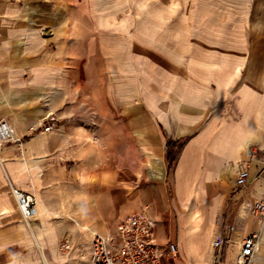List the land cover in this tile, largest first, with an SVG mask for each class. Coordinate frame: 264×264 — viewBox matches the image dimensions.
Returning a JSON list of instances; mask_svg holds the SVG:
<instances>
[{
	"label": "crops",
	"instance_id": "obj_1",
	"mask_svg": "<svg viewBox=\"0 0 264 264\" xmlns=\"http://www.w3.org/2000/svg\"><path fill=\"white\" fill-rule=\"evenodd\" d=\"M252 17L249 0H0V120L14 130L0 264H90L92 235L137 214L161 252L175 244L163 264H235L253 234L250 264H264V54L251 57L264 43L249 38L264 12ZM11 189L35 199L33 218Z\"/></svg>",
	"mask_w": 264,
	"mask_h": 264
},
{
	"label": "built area",
	"instance_id": "obj_2",
	"mask_svg": "<svg viewBox=\"0 0 264 264\" xmlns=\"http://www.w3.org/2000/svg\"><path fill=\"white\" fill-rule=\"evenodd\" d=\"M43 131L52 129V121L47 118L39 123ZM35 130L34 126L30 128ZM14 138V130L6 121L0 120V146L11 142ZM248 171L240 170L235 178V186L243 188L247 185ZM11 194L16 200L20 214L24 220H29L37 214L35 199L28 194L11 189ZM254 210L264 218V202L255 203ZM232 230V227H230ZM220 242L217 240L213 246L217 248ZM257 237L253 234L242 241V246L237 254L235 264H250L254 253L257 251ZM63 249L68 248V242H64ZM88 254L90 264H163V258L172 259L177 255L174 243H168L166 252H161L153 242V230L142 214L132 215L120 221L113 232L107 235L93 234ZM213 264H221L218 261Z\"/></svg>",
	"mask_w": 264,
	"mask_h": 264
},
{
	"label": "rangeland",
	"instance_id": "obj_3",
	"mask_svg": "<svg viewBox=\"0 0 264 264\" xmlns=\"http://www.w3.org/2000/svg\"><path fill=\"white\" fill-rule=\"evenodd\" d=\"M250 1V12L252 14V22L253 27L254 26H261L260 24V16L262 15V12H264V0H249ZM254 29V28H253ZM250 42H252V46H262L261 43H264V35L259 34H253L252 36H249ZM248 52L245 53V57H247ZM251 57L255 58L258 57V55L261 56V54H264V51L262 50H256L251 52ZM168 264H171L170 261H168Z\"/></svg>",
	"mask_w": 264,
	"mask_h": 264
},
{
	"label": "trees",
	"instance_id": "obj_4",
	"mask_svg": "<svg viewBox=\"0 0 264 264\" xmlns=\"http://www.w3.org/2000/svg\"><path fill=\"white\" fill-rule=\"evenodd\" d=\"M179 145H180L179 143L175 144V143H171V142H168L165 145L167 164H168L169 167L172 165V162L174 160L175 149H177L179 147Z\"/></svg>",
	"mask_w": 264,
	"mask_h": 264
}]
</instances>
